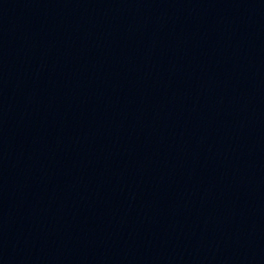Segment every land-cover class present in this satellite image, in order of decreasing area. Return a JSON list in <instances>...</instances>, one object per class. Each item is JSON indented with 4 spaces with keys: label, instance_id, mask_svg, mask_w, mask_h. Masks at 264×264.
I'll return each mask as SVG.
<instances>
[{
    "label": "water",
    "instance_id": "water-1",
    "mask_svg": "<svg viewBox=\"0 0 264 264\" xmlns=\"http://www.w3.org/2000/svg\"><path fill=\"white\" fill-rule=\"evenodd\" d=\"M0 264H264V0H0Z\"/></svg>",
    "mask_w": 264,
    "mask_h": 264
}]
</instances>
